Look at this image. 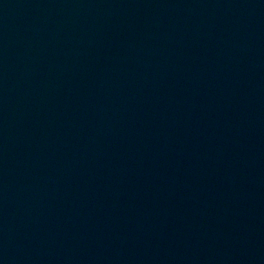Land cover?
Wrapping results in <instances>:
<instances>
[{
  "label": "water",
  "instance_id": "1",
  "mask_svg": "<svg viewBox=\"0 0 264 264\" xmlns=\"http://www.w3.org/2000/svg\"><path fill=\"white\" fill-rule=\"evenodd\" d=\"M0 264H264V0H0Z\"/></svg>",
  "mask_w": 264,
  "mask_h": 264
}]
</instances>
